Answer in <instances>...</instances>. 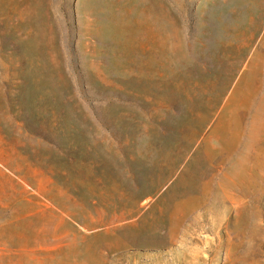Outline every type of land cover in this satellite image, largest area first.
Listing matches in <instances>:
<instances>
[{
    "label": "rangeland",
    "instance_id": "374dc122",
    "mask_svg": "<svg viewBox=\"0 0 264 264\" xmlns=\"http://www.w3.org/2000/svg\"><path fill=\"white\" fill-rule=\"evenodd\" d=\"M256 48L264 0H0V264H264V55L226 208L137 221L113 168L154 101L209 113Z\"/></svg>",
    "mask_w": 264,
    "mask_h": 264
},
{
    "label": "crops",
    "instance_id": "0c3cea01",
    "mask_svg": "<svg viewBox=\"0 0 264 264\" xmlns=\"http://www.w3.org/2000/svg\"><path fill=\"white\" fill-rule=\"evenodd\" d=\"M260 54L259 48L250 53L247 67L229 87L225 86L224 94L218 93L214 110L210 107L208 113L192 108L187 112L182 104L170 106L168 101H154L149 120L159 136L156 133L151 138L114 145L113 154L119 156V161H113V168L127 171L120 176L121 185L138 194L133 215L137 221L151 219L152 212L165 211L171 217L165 221H174L175 226V221H197L203 213L226 208L217 205L213 194L229 193L227 181L232 176L234 155L245 147L247 154L249 95L257 94V82L248 80V72H258ZM190 170L195 172L192 182L185 179ZM84 224L94 225L88 221ZM166 225V233L176 232L169 223Z\"/></svg>",
    "mask_w": 264,
    "mask_h": 264
},
{
    "label": "bare ground",
    "instance_id": "6f19581e",
    "mask_svg": "<svg viewBox=\"0 0 264 264\" xmlns=\"http://www.w3.org/2000/svg\"><path fill=\"white\" fill-rule=\"evenodd\" d=\"M212 225H213V226H216V228H217L218 230H222V229H223V227L217 226V225H216L215 223H213V222H212ZM226 235H227L226 240L229 241V234H228L227 231H226ZM187 238H189V236H187ZM190 239L192 240V238H190ZM207 240H208V239H207ZM217 245H218L219 247H222L223 243H222L221 241H218V242H217Z\"/></svg>",
    "mask_w": 264,
    "mask_h": 264
}]
</instances>
